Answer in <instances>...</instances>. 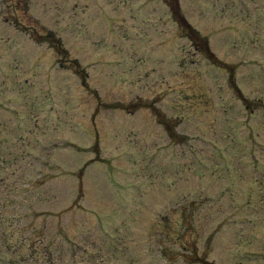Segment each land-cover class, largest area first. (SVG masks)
Segmentation results:
<instances>
[{
    "label": "rangeland",
    "instance_id": "374dc122",
    "mask_svg": "<svg viewBox=\"0 0 264 264\" xmlns=\"http://www.w3.org/2000/svg\"><path fill=\"white\" fill-rule=\"evenodd\" d=\"M10 1V16L35 25L25 19L19 1ZM100 1H33L29 12L58 30L69 52L58 59L55 51L37 46L41 56H52L51 66L32 60L25 42L10 48L0 43V71L6 74L8 95L15 99L12 76L24 70L34 80L30 97L37 99L43 91L48 95L41 98L51 99L38 106L24 97V114L54 106L62 119L48 121L44 134L35 139L6 140L4 148L0 146V264H264V127L257 125L264 117V83L259 82L264 75L251 80L239 63L226 61L222 65L234 67L240 86L260 90L262 99L253 104L240 97L238 115L226 114L223 103L230 99L213 93L198 104L199 88H226L229 69L204 75L205 70L191 62L190 48L183 53L187 40L175 28L172 35L180 41L169 53L177 60L181 56L186 71L166 64L163 57L141 66L135 61L129 68L110 49L105 53L112 58L98 57L97 42L111 48L114 42H106V36L115 40L132 34L131 30L119 34L106 28L105 18L116 13L106 0ZM17 2L18 13L13 15ZM36 2L46 5L37 7ZM198 4L197 14L216 19V10L204 8L207 0ZM76 7L79 14L74 15L71 10ZM196 13L188 10L197 26ZM8 29L2 30L7 33ZM158 37L164 39L151 45L141 37L138 47L168 41L165 34ZM215 44L225 47L222 41ZM234 46L244 47L242 43ZM75 58L88 64L91 79L86 99L79 101L81 86V91L72 92L77 101L68 104L60 95L64 86L72 89L75 80L80 83L74 68L69 73L72 78L64 74ZM51 72L58 73L54 74L58 78H48ZM93 88L100 89L103 100L96 101ZM5 100L2 95L0 103ZM176 116H183V140H169L161 125ZM77 120L83 126H76ZM0 121L6 123L3 114ZM57 139L64 144L75 140L83 146L95 140L89 159L93 151H101L94 158L100 167L77 170L73 178L65 172L58 174L53 162L69 164L75 157L62 150L67 148L62 143L61 147L52 144ZM10 143L18 150L17 156L8 151ZM28 148L31 161H27ZM56 149L63 152L54 155ZM85 174L93 189L92 199L75 201L77 178ZM96 202L102 207L109 204L107 217ZM254 253L258 257L251 259Z\"/></svg>",
    "mask_w": 264,
    "mask_h": 264
}]
</instances>
